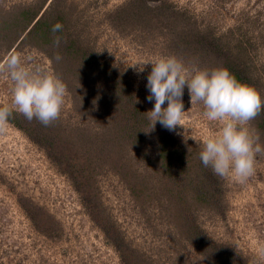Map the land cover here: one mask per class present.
Returning a JSON list of instances; mask_svg holds the SVG:
<instances>
[{
  "label": "rangeland",
  "instance_id": "obj_1",
  "mask_svg": "<svg viewBox=\"0 0 264 264\" xmlns=\"http://www.w3.org/2000/svg\"><path fill=\"white\" fill-rule=\"evenodd\" d=\"M154 3L156 7H148L146 0H0V21L9 23L0 32V63L16 52L57 76L63 74L77 88L76 95L67 89L52 124L28 122L40 138L55 142L75 159L73 177L81 178L76 185L71 172H62L43 146L8 123L0 133V264H125L120 251L132 264H210L175 227L173 217L185 207L215 244L248 264H264V154L257 155L255 172L244 183L220 178L205 167L213 174L217 197L209 206L200 205L191 196L186 172L178 173L188 169L190 176L198 175L203 141L216 135L222 122L209 121L201 104L191 105L185 88L183 127L169 131L157 122L150 130L149 123L142 142L128 148L120 140V128L116 131L111 124L116 117L99 101L105 77L100 72L84 75L77 60L79 53L98 56L146 113L154 107L146 87L151 64L139 74L131 66L161 55L206 69L238 58L264 98V0ZM29 9H39V16L45 13L49 30L58 22L63 25L46 39L50 42L45 50L22 41L36 21L10 45L16 30L24 28ZM55 36L62 38L58 48L52 42ZM74 40L76 47H69L67 42ZM56 54L62 57L59 62ZM11 87L10 79L0 74V105L10 104ZM121 87L115 88L118 97ZM251 126L264 146V130L255 119ZM163 131L176 139L187 169L177 172L168 164L169 156L161 155L157 136ZM173 156L177 166L180 159ZM130 174L133 181L127 180ZM186 185L189 189L180 192ZM179 193L185 199L177 203ZM106 220L118 234L116 245L101 227Z\"/></svg>",
  "mask_w": 264,
  "mask_h": 264
},
{
  "label": "clouds",
  "instance_id": "obj_2",
  "mask_svg": "<svg viewBox=\"0 0 264 264\" xmlns=\"http://www.w3.org/2000/svg\"><path fill=\"white\" fill-rule=\"evenodd\" d=\"M146 4L157 6L154 0H146ZM62 29L63 25L58 22L51 31L55 34ZM61 39L55 36L54 47L60 46ZM54 59L59 62L62 57L56 54ZM147 64H151L147 75V100L154 101V107L146 113L150 130L157 122L169 131L182 126L183 95L187 88L191 105L201 104L203 115L209 121L222 122L219 132L203 141L199 153L203 166L220 178L231 176L241 183L246 182L255 172L257 155L264 154L260 134L251 126L264 109V98L260 93L238 81L226 67L188 66L170 55H161L131 67L139 74L145 71ZM0 74L12 82L10 104L0 105V133L6 130L14 112L43 126H49L59 118L67 86L54 72L35 63L33 58L22 59L21 54L11 52L0 63ZM165 103L167 107H162Z\"/></svg>",
  "mask_w": 264,
  "mask_h": 264
},
{
  "label": "trees",
  "instance_id": "obj_3",
  "mask_svg": "<svg viewBox=\"0 0 264 264\" xmlns=\"http://www.w3.org/2000/svg\"><path fill=\"white\" fill-rule=\"evenodd\" d=\"M26 13L28 15L23 17V19L26 20L25 25H20L24 28L22 29L19 24H16L21 29L18 30V32L16 30L15 33H17V37L10 38V45L14 41H17L21 36H23V34H25V32L32 25V23L36 21L34 26H32V28L27 32L25 38H23L22 41L30 42L32 44L37 45L38 48L45 50V48L50 42V39H46L52 33V31L48 29V22L44 16L45 13L39 16V9L35 11L29 9V11H26ZM8 24V22L0 21V32H6L8 30L6 28ZM76 43V40H74L73 42H67V44L71 48H75ZM240 47H242L241 44ZM231 51L232 49L226 48V52L232 53ZM229 57L234 58L231 55ZM98 58L99 57L95 54H90V56H87L86 53H79L77 60L78 62H80L81 67L85 69L84 75L87 76V73L91 74V72H100L101 75L105 77L106 80L103 86L104 88L101 89V92H103V100L100 98L99 101L105 105V111L111 113V117H116V121L111 122V124L112 126H116V131L118 127L120 128L118 131L119 134H121L120 140H122V142H126L128 148H131V146L134 147L136 146V144H140L142 142L144 137V128L147 129L148 125H150V121L147 118L146 112L142 109L141 106H139V104L135 100V95L133 94V91L129 90L128 88L126 89L125 87H121V77L117 74V72H111L109 67H107L106 65L100 64L98 62ZM234 59H225L226 61L224 62V67H226L236 77L238 81L246 83L255 88L256 82H253V78L250 76L246 64L239 61L238 58ZM63 68L66 70L65 66H63ZM58 76L66 84L67 89L71 91L74 95H76L77 88L68 84L67 79L63 74L59 75L58 73ZM119 87H121L120 90L123 94L118 97V93L116 92L115 88ZM105 95L106 98H104ZM102 103L100 104L102 105ZM114 111H117V113L115 114ZM255 121L258 123L259 129L264 130L263 109L261 110L260 114L255 118ZM9 123L26 133L28 137L32 139V141L39 144L40 146H43L47 150L48 155L51 157V159H53L57 163L60 170L64 172L63 169L67 168L68 173L71 172L70 175L74 179L73 182L76 185H81V178H77V176L73 177L75 167L77 165L75 159H71L69 156L64 154V150L61 149L59 146H56L55 142L49 140L46 141L45 138H40L38 130L36 128L30 127L29 122L21 114L14 112L9 119ZM157 143L161 147V155L169 156L170 162H168V164L174 166L177 172L181 167L187 169L185 162H183L184 160L181 161V158L184 156V154L180 155L181 150H177L176 139H174L167 132L163 131L161 133H158ZM173 155H178V159H180V161L177 163V166L175 164V160L172 161V159L175 157ZM184 172H186L187 174V179L190 186L193 187H190L192 189V192H190L191 196H193L194 199H196L200 205H211L217 197V194L215 193L214 189L215 187H213V174L210 172L208 173L203 164L199 165V169L197 172L198 175H196L195 177L190 176L191 174L188 169L185 171H181L178 174H183ZM128 178L129 179L127 180L133 181L135 177L130 174ZM135 185L133 184V190L139 191V189H137ZM183 189L184 190L181 189L180 192H185L189 189V186L186 185V187ZM178 195L180 197H177V199L175 200L177 203H179L180 201L182 202V200L185 199V197H183L184 193H179ZM186 205L184 204L181 206ZM177 209L180 210V208L178 207ZM185 209V211L179 212L178 214L174 215L173 222L176 223L175 227L178 229L181 235L190 238L191 244L201 250V252L207 258L210 264H248L242 257L232 253L224 245L215 244L213 241L207 238L195 224V219L193 217V214L190 212L189 207H185ZM102 223V229L104 230V232H106L109 238H113V243L116 245V237L118 236V234L114 229L113 224H110V222L107 220L105 223ZM120 253L123 258V263L132 264V261L129 260L130 258L127 256V254H124L121 251Z\"/></svg>",
  "mask_w": 264,
  "mask_h": 264
}]
</instances>
